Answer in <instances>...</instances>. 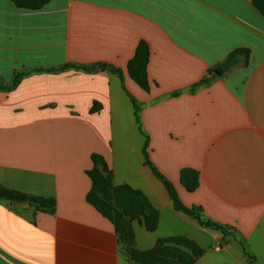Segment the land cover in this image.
<instances>
[{
	"label": "crops",
	"instance_id": "obj_1",
	"mask_svg": "<svg viewBox=\"0 0 264 264\" xmlns=\"http://www.w3.org/2000/svg\"><path fill=\"white\" fill-rule=\"evenodd\" d=\"M140 41L148 92L127 72ZM236 49L246 59L223 68ZM97 63L120 73L60 69ZM0 79V186L45 200L0 196V264H139L86 201L92 154L158 211L154 230L132 221L136 249L182 236L202 250L193 264H248L241 239L264 264V0H0ZM130 97L153 165L235 237L173 207ZM183 167L199 173L192 192Z\"/></svg>",
	"mask_w": 264,
	"mask_h": 264
},
{
	"label": "trees",
	"instance_id": "obj_2",
	"mask_svg": "<svg viewBox=\"0 0 264 264\" xmlns=\"http://www.w3.org/2000/svg\"><path fill=\"white\" fill-rule=\"evenodd\" d=\"M15 5L21 8L38 9L47 0H14ZM242 55L245 59L248 52L245 49H236L229 54L221 64L225 69H229L236 64V56ZM149 57L148 46L144 41H140L136 47L134 56L128 61L127 72L130 78L144 91H149V81L147 78V62ZM74 67L86 71L109 69L112 72L120 73L118 68H114L105 63H97L91 66L66 64L60 69ZM15 75L12 85L18 82ZM206 78L200 84L205 83ZM133 105L136 122L140 127L139 106L130 97ZM142 146L144 163L151 169L154 176L163 184L173 207L193 217L201 226L219 230L224 236L234 235L230 227L222 225L202 215V209L198 206H186L179 198L175 186L153 165L148 154V138ZM92 167L86 171L91 180V188L86 194V201L95 207L105 218L113 224L124 251L135 262L139 264H193L201 255L202 250L191 240L182 236H170L158 238L155 245L149 250H138L134 246V233L132 221L142 222L146 229L154 230L157 226L158 211L149 203L146 196L139 190L132 189L128 185H115L112 181V173L104 158L99 154H92ZM179 183L188 191H194L199 185V173L190 167H183L179 171ZM0 196L14 200H30L38 203L45 202L42 198L30 197L26 194L6 190L0 186ZM248 264H255V257L246 251L244 243L239 239ZM169 253V255H167Z\"/></svg>",
	"mask_w": 264,
	"mask_h": 264
},
{
	"label": "rangeland",
	"instance_id": "obj_3",
	"mask_svg": "<svg viewBox=\"0 0 264 264\" xmlns=\"http://www.w3.org/2000/svg\"><path fill=\"white\" fill-rule=\"evenodd\" d=\"M0 85L2 86L3 84H2V82H1V79H0ZM12 86V85H11ZM8 87H10V86H8ZM167 255H169V253H167Z\"/></svg>",
	"mask_w": 264,
	"mask_h": 264
}]
</instances>
